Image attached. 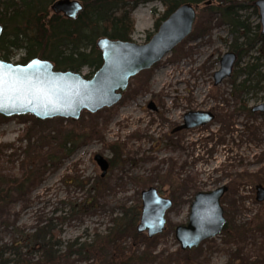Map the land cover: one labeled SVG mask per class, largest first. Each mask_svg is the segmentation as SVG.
<instances>
[{"label":"rangeland","instance_id":"1","mask_svg":"<svg viewBox=\"0 0 264 264\" xmlns=\"http://www.w3.org/2000/svg\"><path fill=\"white\" fill-rule=\"evenodd\" d=\"M164 13L165 7L159 1L139 5L133 15V42L147 43L149 36L152 38L157 32L155 24ZM198 13L190 37L151 71L131 79L128 91L117 105L95 114L82 113L78 119L81 133L96 126L103 133V141L91 140L59 168L48 171L45 181L33 190L30 203L16 205L9 219L0 217V224L16 225L31 232L39 219L60 218L63 221L71 206L83 202L90 195L93 184L100 180H105L104 195L109 204L93 215L64 219V242L94 231L105 232L112 218L120 215L118 202L130 207L139 204L142 209L141 193L151 187L171 199L173 207L167 212L166 229L162 234L152 239L147 233L139 234L140 243L135 246L140 252L148 246L147 241H151L149 245L154 248L155 255L167 256L181 250L176 228L189 223L196 194L212 192L223 185L229 187L222 199L226 220L227 210L232 208L236 224L253 222L256 226L262 223L258 215L264 209V202L259 203L256 197L257 187L264 186V116L247 117L240 109L243 99L248 108L264 101V89L238 99L234 95V81L244 80L239 72L248 62H255L248 56L235 65L229 79L219 86L214 85V72L220 68L222 56L231 51L235 35L219 15L212 19L209 33L203 32L209 16L204 9H199ZM239 15L245 16V13L239 12ZM249 24L254 28L255 25ZM242 42L244 38L238 43ZM253 55L261 56L260 48H256ZM24 56V50L15 51L10 61L20 62ZM259 62L263 65L259 72L264 75V59ZM90 72L85 67L81 73L86 76ZM261 86L264 87V81ZM150 94L154 98L157 96L161 107L158 113L146 106ZM210 108L216 111L217 117L206 128L178 138L171 133L188 109ZM60 123L58 120L46 122L41 128L55 130ZM31 125L28 119L20 116L6 119L0 116V167L14 168L15 172L22 167L26 158L24 151L29 144L26 134ZM114 145L120 149L121 159L116 158ZM97 154L114 160L104 178L95 161ZM83 184H86L84 188ZM14 232L15 228L10 227L1 235V243L9 242ZM222 233L211 239L215 243L203 242L199 246L202 252L209 256L211 264H243L242 258L247 255L237 258L236 247L225 245L227 239ZM130 240H126V247L130 246ZM257 242L261 240L248 239L245 253ZM211 245L214 248L210 250ZM199 254L200 251H193L191 257L197 258ZM247 264H264V259L251 255Z\"/></svg>","mask_w":264,"mask_h":264},{"label":"trees","instance_id":"2","mask_svg":"<svg viewBox=\"0 0 264 264\" xmlns=\"http://www.w3.org/2000/svg\"><path fill=\"white\" fill-rule=\"evenodd\" d=\"M56 1L58 0H0V24L4 27L0 36V59L10 62L15 51L24 50L25 56L20 64L25 65L38 58L52 62L57 71L81 73L86 67L91 72L85 77L91 78L103 65L99 42L104 38L132 42L135 31L133 17L135 10L140 4L154 1H160L165 7V13L155 24L157 31L161 23L184 4H203L209 16L215 8L208 5L218 3L224 5L219 9L222 12V20L230 24L233 32L242 31L247 34L245 46L236 43L235 52L242 57L258 44L261 46V52H264V41H262L264 37L259 34L257 37L249 36L247 24L238 16L236 5L240 0H138L135 3L129 0H78L83 4V10L76 18L54 12L52 7ZM207 28L206 22L202 28L203 32ZM150 39L151 36L147 41ZM257 59V64L240 71L239 75H245L246 78L241 83L234 81L235 95L243 97L251 92L253 74L260 76L261 64L258 63L262 60V56ZM149 71L151 70L141 72L137 76ZM240 111L246 112L247 117L255 116L244 99L241 101ZM20 117L32 123L26 134L29 144L24 151L25 161L17 172L14 168L6 170L0 167V217L8 219L16 205L30 203L33 190L45 181L48 171L59 168L84 144L95 138L102 141L104 139L103 133L96 126L89 128L88 132L81 133L78 128L79 120L64 118L40 120L32 115ZM54 120L62 122L57 129L41 128L44 123ZM112 149L117 154L116 158L121 159L122 153L118 146L114 145ZM111 163L114 164L113 159ZM85 185L81 187L84 188ZM105 186V180L94 183L89 191L90 195L80 204L72 205L68 216L62 218L63 221L72 217L93 215L102 209L107 203L104 195ZM116 206L120 210V215L112 218L111 226L105 232L94 231L69 242H64L62 239L63 221H60V218L39 219L31 232L12 225L15 228L12 239L6 243L0 241V264L212 263L209 256L202 252L201 247L186 251L181 249L176 254L167 256L155 255L154 248L149 245L151 241L146 240L148 246L140 252L135 246L140 243L141 238L136 231L141 216L139 204L130 207L118 202ZM234 212L232 208L227 210V222L222 233L227 239L225 245L236 247L237 258L242 254L247 255L242 258L243 264H247L251 255L254 257L255 254L264 259V209L258 215L262 223L256 226L252 224L253 222L236 224ZM12 226L6 223L0 224V237ZM128 238L131 239L130 246L126 247ZM248 239L261 240V242H257L250 252L245 253ZM204 243L215 242L207 240ZM213 248L214 246L211 245L210 250ZM193 251H200L197 258L191 257Z\"/></svg>","mask_w":264,"mask_h":264},{"label":"water","instance_id":"3","mask_svg":"<svg viewBox=\"0 0 264 264\" xmlns=\"http://www.w3.org/2000/svg\"><path fill=\"white\" fill-rule=\"evenodd\" d=\"M256 4L261 11L264 29V0ZM52 8L56 13L76 18L83 10V4L77 0H58ZM195 21V9L191 4H184L160 25L145 44L102 39L99 47L103 65L91 78L73 71H57L48 60L36 58L23 65L0 59V74L8 81L0 115L7 118L32 115L40 120H78L83 112L95 114L112 108L128 91L131 79L151 70L172 53L192 33ZM3 31L4 27L0 24V36ZM236 59L233 53H226L222 57L220 69L214 77L216 86L231 76ZM12 85H15V91L10 90ZM253 110L264 112V104ZM214 119L215 115L211 112H191L186 115L185 123L179 130L205 126ZM95 161L104 178L110 169L109 161L100 154L95 156ZM228 191L229 187L223 185L212 192L196 194L189 223L176 228V238L183 251L198 248L204 241L216 238L223 232L227 220L222 199ZM256 199L259 203L264 202L263 185L257 187ZM141 201L137 233H147L148 238L152 239L166 229V215L173 207V201L163 197L154 187L141 193Z\"/></svg>","mask_w":264,"mask_h":264},{"label":"flooded vegetation","instance_id":"4","mask_svg":"<svg viewBox=\"0 0 264 264\" xmlns=\"http://www.w3.org/2000/svg\"><path fill=\"white\" fill-rule=\"evenodd\" d=\"M78 1V0H77ZM131 3H135L136 1H138V0H129ZM258 1H260V0H240V3H238L237 5H236V10H238V16L241 18V20H243V21H245V23L247 24V26H248V28H249V36L250 35H252V37L253 36H256L257 37V34H259L260 36H262V37H264V29H263V25H262V21H261V11H260V9H259V7L257 6V2ZM80 2V1H79ZM155 2V1H154ZM160 2V1H159ZM141 5V4H140ZM191 6L195 9V11H196V21H195V24H194V26L196 25V23H197V20H198V18H199V14L200 13H198V11H199V9H201V11H202V9H204L205 10V7L206 6H204L203 4H191ZM208 6H212L213 8H215L214 9V11L212 10V12H211V15H209V17H208V19H207V25H208V28H207V30H206V32L205 33H209V31H210V28H211V22H212V19L214 18V16H216V15H219V16H221V18H222V12L219 10L220 8H222V6H224V5H222V4H218V3H213V4H210V5H208ZM181 7V6H180ZM179 7V8H180ZM211 11V10H210ZM175 12V11H174ZM239 12H243V13H245V16H240L239 15ZM63 14V13H62ZM64 15V14H63ZM255 20H257V22H254ZM223 21V20H222ZM164 22V21H163ZM162 22V23H163ZM224 23H227V22H225V21H223ZM249 23H252V25H255L254 26V28H251L250 27V24ZM229 26H230V24L229 23H227ZM230 28H231V33L233 34V35H235V41L233 42V44L231 45V51H228L227 53H233V54H235L236 55V57H237V59H236V62H235V64H234V67H233V70H234V68H235V65H239V63H240V61H242V59L244 58V57H246V56H248L252 61H255V62H253V63H250V62H248L247 63V65H246V67H245V69L246 68H248V67H250V66H253L254 64H257V62H258V57L259 56H255L254 57V55H253V53H254V50L256 49V48H260L261 46L258 44L254 49H251L247 54H245V55H243L242 57H240L239 56V54H237L236 52H235V50H234V48L235 47H237V45H236V43L237 44H239V45H242V46H245L244 44L246 43V32L244 33V32H240V33H238V32H233V29H232V27L230 26ZM193 30H194V27H193ZM193 32V31H192ZM192 34V33H191ZM190 34V35H191ZM190 35L187 37V38H189L190 37ZM186 38V39H187ZM240 38H244L245 39V42H242L241 44L240 43H238L239 42V39ZM185 39V40H186ZM184 40V41H185ZM183 41V42H184ZM262 41H264L263 39H262ZM133 42V41H132ZM182 42V43H183ZM181 43V44H182ZM261 43V42H260ZM180 44V45H181ZM180 45H178L176 48H178ZM175 48V49H176ZM226 54V53H225ZM224 54V55H225ZM260 54H261V56H262V59H264V52L262 51L261 52V50H260ZM223 55V56H224ZM222 56V57H223ZM221 60H222V58H221ZM221 60H220V64H221ZM258 64H260V62L258 63ZM263 67V65H260V68H262ZM220 69V68H219ZM218 69V70H219ZM244 69V70H245ZM217 70V71H218ZM148 71V70H147ZM217 71H215L214 72V77H215V73L217 72ZM240 73V72H239ZM259 74H260V76L258 75V74H253V76H252V79H253V88L251 89V95H254L255 93H253V92H258V91H262L263 89H264V87L263 86H261V83H262V81H264V75L263 74H261L260 72H259ZM233 75V71H232V74H231V76ZM230 76V77H231ZM240 76V75H239ZM241 76H243L244 77V79L246 78L245 77V75H241ZM230 77H228V78H226V79H229ZM238 77V76H237ZM236 77V78H237ZM225 79V80H226ZM225 80H223V82L225 81ZM222 82V83H223ZM221 83V84H222ZM241 83V82H240ZM220 84V85H221ZM214 85H215V78H214ZM216 86V85H215ZM217 86H219V85H217ZM129 89V88H128ZM125 95V94H124ZM151 96L148 98V100H147V103H146V106H147V108L148 109H150L151 111H154V112H157L158 113V111L159 110H161V107H160V104H159V102L157 101V96H155V98L153 97V95L152 94H150ZM235 95V94H234ZM236 96V98L238 99V98H240L241 96H238V95H235ZM124 97V96H123ZM142 99H144V97H142ZM255 99V98H254ZM254 99H252V101L254 102ZM189 100H191L190 98H189ZM247 102V101H246ZM259 103L256 105V106H258V105H261V104H264V101H258ZM256 106H254V107H256ZM254 107H252L251 109H252V112L255 114V116H264V112H261V111H254L253 109H254ZM191 112H211V113H213L214 115H215V119H216V117H217V114H216V111L215 110H211V108L210 109H208V110H194V109H188L187 111H185L184 112V114H183V117H182V119H181V123L179 124V125H177L173 130H172V134L173 135H176V138H178L180 135H185V134H192V132L193 131H195V130H197V129H201V128H206L207 126H209L211 123H213L214 121H215V119L213 120V121H211L210 123H208L207 125H205V126H199V127H195V128H191V129H182V130H179V128L181 127V126H183L184 125V123H185V118H186V115L188 114V113H191ZM238 113H240V112H238ZM109 161V163H110V167L112 166L111 165V161L110 160H108Z\"/></svg>","mask_w":264,"mask_h":264},{"label":"snow or ice","instance_id":"5","mask_svg":"<svg viewBox=\"0 0 264 264\" xmlns=\"http://www.w3.org/2000/svg\"><path fill=\"white\" fill-rule=\"evenodd\" d=\"M0 67H2V66H0ZM7 83H8V81L5 79L4 75L0 74V108L4 107V104L2 101H3L5 91H6L5 85ZM10 90L15 91L16 90L15 85L10 86Z\"/></svg>","mask_w":264,"mask_h":264},{"label":"built area","instance_id":"6","mask_svg":"<svg viewBox=\"0 0 264 264\" xmlns=\"http://www.w3.org/2000/svg\"><path fill=\"white\" fill-rule=\"evenodd\" d=\"M11 62H12V63H18L19 61L12 60Z\"/></svg>","mask_w":264,"mask_h":264}]
</instances>
